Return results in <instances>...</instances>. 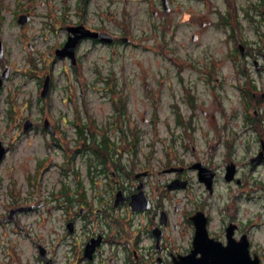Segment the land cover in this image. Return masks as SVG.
Returning <instances> with one entry per match:
<instances>
[{"label":"flooded vegetation","instance_id":"flooded-vegetation-1","mask_svg":"<svg viewBox=\"0 0 264 264\" xmlns=\"http://www.w3.org/2000/svg\"><path fill=\"white\" fill-rule=\"evenodd\" d=\"M145 41L176 88L135 115ZM260 234L264 0H0V264L261 262Z\"/></svg>","mask_w":264,"mask_h":264},{"label":"rangeland","instance_id":"rangeland-1","mask_svg":"<svg viewBox=\"0 0 264 264\" xmlns=\"http://www.w3.org/2000/svg\"><path fill=\"white\" fill-rule=\"evenodd\" d=\"M168 50L170 49H157L153 41H145L138 48L127 47L124 50L123 54L125 58L123 61L126 63L125 66L130 73L132 96L138 100L135 106L134 103L131 104L132 111L135 110L133 114L142 115L143 109L148 108L150 105L151 96H149V99H146L145 94H149L150 92H156L158 94V89L160 88L163 90L162 104L171 102L172 97H168V92L176 88L174 85L175 79L173 77L175 66L171 57L166 55ZM185 62L187 61L185 60ZM115 65H117V60ZM160 67H165L166 70H158ZM142 68L145 70H141ZM136 72H138L137 75ZM141 72L142 74H140ZM56 77H60V75H56ZM90 77V75H86L85 79L89 80ZM161 78L163 79L162 87L159 86V80ZM60 83L64 85V82ZM144 84H146V88H144ZM84 97L86 99L97 100L104 105L105 112L108 111L107 104L103 103L102 97L97 92L93 93L91 90H88L85 92ZM99 114L102 115V112ZM259 239L264 243V235L260 234ZM257 254L261 262L264 263V249L258 250Z\"/></svg>","mask_w":264,"mask_h":264},{"label":"water","instance_id":"water-1","mask_svg":"<svg viewBox=\"0 0 264 264\" xmlns=\"http://www.w3.org/2000/svg\"><path fill=\"white\" fill-rule=\"evenodd\" d=\"M230 247L220 248L214 244L209 245L203 258L204 264H262L256 255L251 258L246 244L242 249Z\"/></svg>","mask_w":264,"mask_h":264}]
</instances>
